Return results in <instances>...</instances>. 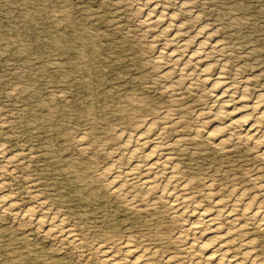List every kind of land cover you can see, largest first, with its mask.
Returning a JSON list of instances; mask_svg holds the SVG:
<instances>
[{"label":"rangeland","instance_id":"374dc122","mask_svg":"<svg viewBox=\"0 0 264 264\" xmlns=\"http://www.w3.org/2000/svg\"><path fill=\"white\" fill-rule=\"evenodd\" d=\"M154 1L158 15L175 16L167 35L146 21L144 0H0V165L9 166L0 264H106L99 249L119 256L126 240L148 249L151 264H203L157 190L129 184L118 194L103 173L140 161L126 142L146 120L165 130L172 175L194 204L211 209V192L237 209L242 230L221 222L229 252L264 264V229L239 209L251 200L264 209V145L239 141L241 128L223 130V147L208 136L224 127L211 109L217 75L237 95L264 98V0ZM202 41L203 65L187 58ZM167 49L177 65L156 62Z\"/></svg>","mask_w":264,"mask_h":264},{"label":"bare ground","instance_id":"6f19581e","mask_svg":"<svg viewBox=\"0 0 264 264\" xmlns=\"http://www.w3.org/2000/svg\"><path fill=\"white\" fill-rule=\"evenodd\" d=\"M144 1L146 2V5L150 7V10L152 11V13L150 11L146 21L156 23L157 25L159 24L163 26L164 27L162 29L163 33L164 35L165 34L167 35L171 30L170 26H172L170 25L171 24L170 22L175 16H172L171 13L166 11L171 16L165 19L163 14L158 15L156 13L158 12L157 11L158 7H156V9L154 8L156 6V5L153 6L154 0L153 1L144 0ZM174 21L177 22L176 20ZM178 27H180V25ZM206 35H208L206 32H201V36L203 38L205 37V40L207 39L209 41V38L206 37ZM173 36L175 37V35ZM173 36L171 38H173ZM177 37L178 36H176L175 39ZM207 42L202 41L198 50L194 54H189L187 58L190 61H193L197 64L200 63L201 65H203V60H202L203 56L209 54V51H208L209 47L207 48V44H208ZM215 44L217 43H214L213 44L214 46L213 45L212 46L215 47ZM183 51H184V48H183ZM187 52L188 51H186V54H188ZM177 55L176 53L174 54L173 52L167 49L164 52L160 53V55L156 59L157 60L156 62H158L159 64L169 59L171 61H174L175 64L177 65L178 60H180V59H177ZM205 59L206 58H204V60ZM204 65H205V62H204ZM207 67L205 65L202 68L203 73H208L207 71L209 70L207 69ZM236 91L237 90L234 88V86H230L229 84L225 83L224 79L222 78V75H217L211 81L210 92L214 100V105L211 109L213 111V115H215L216 118L222 121V123L224 124V127L223 128L218 127L215 129V131L210 132L208 135L209 138L215 142H218V144L223 147L225 144V141L222 140L220 137V134L223 132V130L232 131L233 129L241 128L243 132H242V135L240 134V137H237L239 138L238 139L239 141L243 140L244 142H247V143L252 142L256 145H260V144L264 145V98H262L261 96H258L256 100H252V99L246 98L244 92L242 95H237ZM206 124L204 123V126ZM162 131L165 132V130H162ZM162 131L157 132L155 129L154 123L146 120L142 123V127L140 125V130L137 132L136 135L128 137L126 146L129 147L131 150L130 157H133L134 155L139 156L140 158L138 157V159H140V161L138 163H133L132 165H130V168L127 171H118L119 168L116 169V167H114L115 165L109 166L106 169H104L103 173L106 174V176L111 177V182H110L111 187L114 189L116 193L122 194V195H125L126 186L129 184L131 185L130 187H132L133 185L140 186L141 189L143 187L144 189L147 190V192L149 191V193L150 192L153 193L155 192L153 190H157L160 198L168 202L170 210H172L176 216L182 218L185 221L186 223L185 234L191 237V240H190L191 243L188 245L187 249L191 251L195 256H197L203 262V264H240L239 259L236 256L232 255V253L229 252L228 247H227L228 243L231 241L230 240L231 231L226 229L228 228V226L225 228L223 227V225H221L222 221H226L229 223V225L236 227L240 230L242 226L244 225H242L240 228V224H238L239 218L236 217L235 212H234L237 209L235 210L234 209L235 207H232V206L231 208L228 207V209H226L227 208L226 206H225L226 208H223L224 206L221 205L220 203L221 201H215L212 195L213 193L211 194V192H209L210 193L209 199L212 201V208L210 207L211 209H208V207L205 208V206L201 207V205L199 206L197 204H194V201H192V198L189 197L190 195L185 193V188H186L185 185L183 186L181 184H178L177 179H174L173 177L174 174L172 175V172L175 170L176 168L175 166L177 165H172V163L169 162V158L167 157V154H166L167 149L162 144L163 139L166 138L164 137L165 135H164V132ZM178 144L180 143L178 142ZM2 155L5 156L4 150L0 146V156ZM262 156H264V148L262 151ZM13 159L14 158H8L6 161L8 163L9 162L12 163V161H14ZM7 167L6 165H0V173L1 171H6V169H8ZM0 186L2 187L1 180H0ZM241 196L243 197V195ZM241 196H238V197L240 198ZM5 197L7 196L5 195ZM8 200H10V198ZM146 200H147V196H146ZM218 200H222V199H218ZM0 204H3L2 206L0 205V207H3L4 205H6L7 204L6 199L1 198ZM237 205L239 204L237 203L236 206ZM11 208L12 207H10V209ZM239 209L240 210L242 209L244 216H247L248 218L250 216L255 218L257 221V224L261 228L264 229V209L261 208V206L259 207L258 205L257 206L254 205L253 201L251 200L248 203H245ZM25 214H26L27 219L28 218L32 219L33 213L31 210L27 211V213H24L23 215L24 217H25ZM53 219H51L52 222L55 221V218ZM43 222L38 219L37 223L36 222L35 223L41 225L42 227ZM65 233L67 234L71 242L74 241L75 237L74 238L72 237L73 234H71L68 228L67 230H65ZM235 236H233V238ZM242 242H245V240H243ZM132 244L133 243L126 240L125 243H123L122 245H119L120 247L119 246L118 247L120 248V251H119L120 255L117 252L119 256H117V254L114 253L115 251L113 252L108 249L106 250V248L104 249L100 248L99 251L102 254L104 258V262L106 264H151L150 254L149 252L146 251L148 249L144 248L145 250H142L143 248L139 249L138 247L137 249ZM241 248H242V245H241ZM250 252L252 251L250 250ZM250 252L247 251V252L242 253L243 256L250 259L249 261L254 260V256H255Z\"/></svg>","mask_w":264,"mask_h":264}]
</instances>
